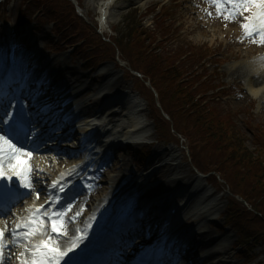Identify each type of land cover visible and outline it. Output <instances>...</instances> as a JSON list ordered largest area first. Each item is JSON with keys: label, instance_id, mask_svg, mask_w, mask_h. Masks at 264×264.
<instances>
[{"label": "rangeland", "instance_id": "374dc122", "mask_svg": "<svg viewBox=\"0 0 264 264\" xmlns=\"http://www.w3.org/2000/svg\"><path fill=\"white\" fill-rule=\"evenodd\" d=\"M2 1L0 3V11L2 12V15L9 16V20L14 23V26L17 27V23L22 22H28V20L31 17L32 13L39 12V16L41 17L43 15V11H47L46 7H43L40 5V2L32 3L27 7V9L23 6V0H0ZM123 2H127L129 5L128 8H122L120 10V7ZM142 4H138L135 0H116L114 4L109 9V12L105 19V24L102 25L99 21V9L97 5V1L95 0H83L80 4L81 8L80 11L82 12V18L86 21V23L92 21L97 22L99 24V31L101 34L108 36L110 38H113L115 36L116 30L120 29V24L123 19L124 13L131 8V7H137L140 10V15L144 21V25L150 29V36L158 37V46L161 47L162 52L164 53H170V54H176L181 48L187 49L192 48L195 49L196 53H200L198 55V58H201L202 61H197V66L199 72H210L212 73L213 79H215V83H222L224 84L222 87V90H217L215 92L210 93L208 96L209 106L211 105L212 109H214L216 112L213 114L214 119H218L220 122V127L226 126L225 123L228 125L233 124L234 126H237V129H239L242 133H244V143L248 149L252 150L257 142L255 136L258 135L263 130L261 128H264V99H256L249 95L244 87V79L243 78H237L232 77L229 74L228 69H232L231 67L238 66L244 59L250 58L255 53H258L260 50H262L263 46L260 42V37H257L256 39L248 41L245 45L249 48H252L254 50L253 53L249 54L248 56L244 57L242 53L240 52V47L238 44L231 42L232 40V34L234 32V28L236 27V20H239L240 24L243 22L242 19H240L239 15H234L232 17H229V12H219L217 8L215 7L212 2L207 1V9L206 12H204L205 15L215 14V18L213 20H210V26L216 25L215 27H218L219 33L216 35L215 39L211 41L209 38H199L196 39V36L198 33H203V31H207L208 34L211 35L210 32V26H199L195 19L191 16V12L194 10V6L191 5V2L187 1L184 3H181V0H142ZM196 3L200 7H203L205 4L203 0H195ZM64 7V6H63ZM117 13V11H119ZM230 11H232V7L228 8ZM190 16V18H189ZM202 15H198V17H201ZM213 16V17H214ZM0 18L1 15H0ZM3 19V18H2ZM8 19V18H6ZM32 19V17H31ZM163 20V21H161ZM207 17H204L202 21L205 23L207 21ZM21 21V22H19ZM53 19H48L47 17L43 16L40 20L37 21V23H33L30 25V28L32 29L33 33L31 34L33 37L40 38L38 41V46L43 49L44 54L46 53V50L51 51L50 49L59 48L62 49L63 52L58 54L51 55L52 57H60L64 59V65L66 66V69H75L80 74L86 75L84 78L88 81L91 79V77L94 76V74L97 73L98 70L94 69L92 70V67L90 66L91 62L86 58L91 56L90 50L85 49V46H82V42L79 41L82 38V34L77 33L76 29L73 27L70 23H64L62 25H54V29L52 30L53 24L51 23ZM212 21V24H211ZM161 22L164 23L165 27L161 24ZM24 26V24H20V26ZM37 26V27H35ZM37 28V29H36ZM25 30L28 29L27 27H24ZM236 29V28H235ZM84 31L86 29L84 28ZM87 32V31H86ZM240 33V32H239ZM245 32H241L240 35H244ZM210 37V36H209ZM63 39V41H61ZM249 40V39H248ZM116 43V41H115ZM66 44V45H65ZM46 45H49L46 47ZM124 48L121 50L123 54L121 55L120 52H118L120 57L123 59V61L127 62L131 67H138L140 65L139 60L135 59H129L127 56L130 53V50L132 49H139L138 45L136 43L124 42ZM185 45H187L185 47ZM62 46L65 47H72V49L75 47V49L72 52V49H66L64 50ZM111 49L116 53V49L120 50L117 45H111ZM72 52V53H71ZM206 54V55H205ZM210 55V56H208ZM121 59V60H122ZM127 59V60H126ZM203 61L208 62L210 65H203ZM145 62V61H144ZM120 64H124L122 61H120ZM148 65V64H147ZM145 65V69L147 67ZM219 67L218 70H215L216 67ZM100 69H107L109 67H112L113 70L117 72V75L122 79V85L131 86L134 90H141V95H144L146 99H149L151 102V99H153V95L149 94L146 87L148 88V82L145 84L142 83V78L140 79H131L129 77V74H124L122 70L120 69V65L114 63L113 61H110V63H103L99 65ZM102 67V68H101ZM195 67V68H196ZM183 66H180V69H182ZM147 70V69H146ZM146 70L144 72H146ZM71 76V75H70ZM151 77H155L156 81H159L160 76L156 74H151ZM144 80L145 77L143 78ZM140 83L143 85V89L137 87L136 83ZM187 84L192 87L190 84V81H187ZM139 90H138V89ZM235 91H238L239 93H235ZM140 92V91H139ZM144 93H147L145 95ZM255 101V107L253 108L252 105ZM146 103V102H145ZM202 105L203 102H202ZM147 107V105H146ZM151 111L147 107L145 114L148 119V123L151 124L148 127V138L146 141H151L152 145H144L142 141H139L135 143L131 149L129 150H121L119 154L120 159H124V167L126 169V172L123 174L125 175V180H120L118 182L119 186L123 189L130 190V188H134V183L137 174L136 169L141 171L143 169H151V167L154 164L157 163H166L168 165L161 166L159 169V176L152 177V182L154 183L156 180L158 184L163 181H168L171 179L176 180V182L179 184L188 183L189 181L193 180V177L196 175L195 169L193 167V162L187 157V144L188 141H182L183 138L177 137V134L174 132H171L172 139H165L164 136H161L159 133V129L157 126H154V123L150 121V118L154 112L155 105H152ZM158 112L161 113V110L158 109ZM232 118V119H231ZM233 120V121H232ZM165 121L168 120L165 118ZM236 125H235V124ZM247 123L254 124L252 130H250L247 127ZM167 125H170L169 122L166 123V128H168ZM255 126H260V131L256 130ZM236 129V131H238ZM168 132V131H167ZM59 133V132H56ZM56 133H52L53 137ZM48 139L45 142H49L53 140V137ZM160 139V140H158ZM163 140V141H162ZM189 143L198 141V137L188 138ZM167 141H173L172 143L177 144H167ZM182 144V146L180 145ZM184 145V146H183ZM203 143H197V146L195 145V148H192L194 152L196 150H202ZM64 149V148H61ZM140 151V153H139ZM142 151V152H141ZM205 155H206V151ZM141 153L147 154V159L144 163H141ZM139 154V155H138ZM161 154V155H160ZM75 159V158H74ZM174 160V161H173ZM195 161L198 162V159L194 160V164L198 165ZM172 163H178L181 166V171H176L172 167ZM171 166V167H170ZM208 168V167H207ZM135 171V172H134ZM117 171H109L105 175L110 178V180H104L101 179L99 182L100 186L108 187V182L112 183L116 179L115 175L117 174ZM159 180V181H158ZM105 188V194L110 192L111 187L106 189ZM170 188H161L157 189L155 192L157 194L165 193ZM208 189L210 191L213 190L211 186H208ZM148 191H145L143 193V196L147 195ZM215 195V198L218 200L215 202L217 204V208L214 209V203L206 202L205 205L202 206L201 202L196 203L195 205H189L186 207V211L191 216L189 217L188 221L191 222H201L199 223L200 231H207L208 233L222 237V240L216 244V247L220 249L221 246L227 245V235L232 236V241L235 242L237 239V235L234 233V231L228 227L224 228L222 232H217L220 225L223 223V214L226 211V198L227 193H218L213 194ZM204 203V201H203ZM238 205L245 206L243 203L237 202ZM19 206H17L18 208ZM218 210V211H217ZM204 211V213H203ZM220 212L219 217H215V213ZM92 214V211L86 212V217H89ZM242 213H239V218L244 219L246 214L241 217ZM238 218V219H239ZM214 219V220H211ZM208 223H211V226L208 227ZM247 225V230L249 233L255 232V231H261L264 227V220H257L253 219L252 217H249L247 221L245 222ZM203 226V228H202ZM197 227V228H198ZM228 231V232H227ZM226 233V234H224ZM232 242V243H233ZM234 244V243H233ZM235 246V244H234ZM261 250V247L257 249V252ZM237 252V249L234 247L230 248L229 251V258L228 261L231 262V264H245L242 260L237 258V255L235 254ZM261 259V255L259 258V262ZM257 261V258L255 259ZM215 262V261H214ZM261 263V262H260ZM250 264H256V263H250Z\"/></svg>", "mask_w": 264, "mask_h": 264}, {"label": "bare ground", "instance_id": "6f19581e", "mask_svg": "<svg viewBox=\"0 0 264 264\" xmlns=\"http://www.w3.org/2000/svg\"><path fill=\"white\" fill-rule=\"evenodd\" d=\"M95 1H97V5L99 9V14H100L99 19L101 21V24L104 25L109 9L111 8V6L114 4L116 0H95ZM135 1H137L138 4H142L141 2L142 0H135ZM150 1H153V0H150ZM187 1L189 0H181V3H184ZM127 5H129L127 2H123L120 7V10L122 8H127L128 7ZM193 6H195V4H193ZM120 10L117 11V13H119ZM256 11H258V9H254L252 12L254 13ZM202 12H203L202 10L197 9L196 11L191 13V16L195 18L197 17L198 13H202ZM213 19L214 17L210 16V20H213ZM210 20L206 23L207 25L210 24ZM211 24H212V21H211ZM215 26L216 25L210 26L211 35L208 34L207 31H203V33L197 34L196 39L209 38L211 41H213L216 35L219 33L218 27H215ZM234 30L236 31L237 29L234 28ZM234 41L236 44L239 45L240 52L242 53L244 57L253 53V49L248 48L246 45H244V43H246L245 40H240L236 38V40ZM243 45L245 46L244 48L242 47ZM261 58H264V51H260L259 53L253 55V57L244 59L238 66L231 67L232 69H228L230 76L244 79L245 89L249 95L260 98V99L264 97V61H262ZM64 64H65L64 59L59 58L57 67L55 70H53V73L54 74L62 73L58 68H63ZM39 70L40 69L37 70L36 68L33 71V74H35L36 72H39ZM70 75L72 76V79L74 80L67 79V77H69ZM9 76L12 77L14 76V74L9 72ZM60 77L66 78V81L64 82L65 86L70 87L76 83L81 82L85 84L84 86L86 89L94 90L93 102L88 103L85 106L91 107V105L93 106L95 104H102L104 108V112L108 111L107 118L110 122L107 124V126H109L110 123H117V125L116 124L113 125V128H110L111 130H107L106 134L109 135L108 138H116L117 142H124V145L127 146L128 148V147L133 146L134 144L133 142H136L137 137L140 138L139 136H143L145 134L144 133L145 130L149 131L148 130L149 125L146 124V121L144 119V117L146 116L145 111L147 107H144L142 110L135 112L136 109H134L128 97H129V94L131 93L132 96H134V98L140 99L141 103L143 101V98L138 92H135L130 85L123 86L122 79L117 75V72L113 70L112 67L104 69L99 77L97 78L92 77L89 83L85 79H83L85 78V75L80 74L75 69L65 70L64 73L60 75ZM96 86H98V91L96 90ZM119 89H123V93L116 94L115 90H119ZM46 91L47 93L52 94V91L49 88ZM54 93L55 92H53V94ZM49 97L50 99H52L51 104H54L53 102L54 98H56L57 96L51 95ZM114 102H116L117 104L121 106L120 111L118 109V113L115 112L117 111L116 108H113V109L110 108L109 110V107L112 106ZM83 106H84L83 101L80 100L77 104L74 105V108L83 107ZM45 109L46 108L41 110V114L46 115L45 117H42L40 119L42 120L43 123L40 125L38 124V126L34 129L33 133H37V131L41 128L40 127L41 125H45L46 123H48V121H54L56 119V117L53 114H48V111H46ZM41 114H38V115H41ZM69 117H70L69 113H65V117H63L62 120H65V122H67ZM62 120H60L58 124H62L63 123ZM133 132H135V134ZM49 134L50 132L47 134V136ZM95 136H96V133L92 135L91 140L85 141L81 146L88 153L91 149V146L93 145ZM130 137H132V139L126 140ZM67 152H68L67 149L62 150V151H60V149H49L47 153L44 154L41 152V150L38 149L37 154L39 158L41 159L40 164L41 163L44 164V167L38 170L43 173L42 176H46L47 174L51 176V179L49 183L47 184V187H44L42 183H38V186L40 187L41 190L45 189L49 191L50 188L48 186L51 185L52 183L58 184L60 181H68L69 177L72 178L74 177V175H77L78 172H81L84 169V167L89 163L90 156L86 155L84 158H80L77 160H70L68 157L77 155L79 152L78 151H70V153H67ZM118 164L120 167L119 171H121L124 167L123 159L119 160ZM179 167L181 169V166L178 163H176L174 164L173 169H175L176 171H180V169H178ZM182 170L183 169H181V171ZM155 174L159 176L158 175L159 173H156V172L152 175L154 176ZM101 175L105 176L104 172H101ZM40 177H41V174L40 173L37 174V169H35L33 173V177H31L29 181L31 183V181L38 180L40 179ZM107 178L108 177H106L105 179ZM176 184L177 182L174 179H171L168 181H161L157 189L168 188V187L173 188L174 186H176ZM157 189H155V191ZM104 190L105 188L103 186L97 187V191H99V193L101 191L104 192ZM74 197H72V199L68 201L67 203H70L74 199ZM166 200H167V197L164 196V197H161L157 202L158 204H162ZM81 202L84 205L86 203L85 200L82 199L80 202H76L72 206V209L76 208L77 210H79V204L81 205ZM100 205L101 203L98 204L97 207H99ZM201 205L203 207L207 206L205 205V203H201ZM215 206H214V209H216ZM104 209H106V205L104 206ZM88 223H89V220L86 219L83 223H80V226L78 227V229L79 230L83 229L85 230L86 235H89V234L91 235L93 230H90V229L86 230ZM7 224H8L7 222H4L3 226H7ZM76 230L77 228L75 226L71 227L70 236L73 238V240L71 241V244H73L76 241V238L74 237ZM142 233H143L142 231L138 230L139 236H142ZM90 235L88 237H90ZM144 237L145 238L149 237L148 231ZM219 241H220L219 238L217 239L214 238V236L208 233L207 231H200L199 233L197 232L195 238L193 237L190 239V241H186V244L190 242L189 247L184 250L185 252H187L186 253L187 259L190 260L189 264H211L209 263V261L215 258L218 259L216 261V264H228L227 258L229 255L230 246L227 245L223 247L222 249L213 248L215 243ZM127 251H129V249H127ZM199 251L201 252L205 251V252H210V253L204 254V255L196 254V252L198 253ZM221 252L224 255H226L224 261H222V258L219 257ZM183 258H185V256H183Z\"/></svg>", "mask_w": 264, "mask_h": 264}, {"label": "trees", "instance_id": "16d2710c", "mask_svg": "<svg viewBox=\"0 0 264 264\" xmlns=\"http://www.w3.org/2000/svg\"><path fill=\"white\" fill-rule=\"evenodd\" d=\"M45 2L51 6V13L53 12L55 16L58 13L56 6L65 4L64 0H45ZM138 20V12L135 9L125 14L122 20L123 27L118 31L119 37L116 42L121 50L124 48V42L128 41L131 45L136 43L139 49L130 50L127 57L139 60L140 65L137 69H143L146 59H151L152 55L147 53V37L145 32L138 28ZM140 51L143 55H140ZM154 64L156 69L161 71L163 66L159 58L154 59ZM152 72L154 70L148 73L152 74ZM165 72L167 73H156L160 76L159 81H157L158 85L154 78L151 80L155 89H159L161 94L166 95L164 102H168L166 104L168 113L171 116L176 115L179 117L180 111L177 108L190 106L193 111L192 114H184L178 122V126L188 138L198 137V141L207 139L209 142L207 146L211 145L207 148H211L213 151L209 155V164L216 169H221L225 181L233 186L236 193L241 194L245 201L251 200L248 197L255 200L252 201L253 206L261 212L264 220V148L258 147L257 150L248 151L244 146L243 137L235 131L234 127L230 125L220 127L221 121L214 119L213 114L207 115L203 110L198 109L200 103L195 95L188 90L189 88L186 89L181 82L183 79L177 68L166 66ZM184 119H187L186 124ZM261 232V234H264V228ZM243 235H245L244 231Z\"/></svg>", "mask_w": 264, "mask_h": 264}, {"label": "snow or ice", "instance_id": "6c2138e0", "mask_svg": "<svg viewBox=\"0 0 264 264\" xmlns=\"http://www.w3.org/2000/svg\"><path fill=\"white\" fill-rule=\"evenodd\" d=\"M216 4L218 13L220 12V3L217 0H213ZM227 3L232 6V11L229 12L228 16L232 17L234 15L242 14V12H249L252 9H258L251 16L246 17V22L241 25L244 29L246 35H253L254 31L260 36V42L264 43V0H227ZM211 15V13H209ZM264 61V58H261ZM5 116H8V120H0V123L7 125V127L0 128V180H7L11 182L13 177L19 179L20 184L29 189V194H31V183L28 179V168L26 165L22 164V157H31L32 153L24 151V146L21 145L17 147L16 144L12 142L9 137L19 138V131L23 126V123L28 119L26 113L21 109L14 116L8 112H5ZM27 137V133L25 134ZM7 160V168L5 167L4 161ZM58 183V182H57ZM37 198H39V193H37ZM70 208V206H69ZM39 209L36 210L39 213ZM64 213H59L55 218L51 219V230L53 233L62 232L64 229V223L61 217ZM79 215V213H77ZM44 221L38 220L37 215L33 214L28 224L25 225L27 231L23 234L25 240L30 239L32 236L37 234L38 228L43 225ZM35 225V227H33ZM19 228L20 225H17ZM80 230L77 229V232ZM13 236L17 233L13 232ZM4 232L0 230V255H2L3 242L2 238ZM84 236H78L76 241L71 247L66 251H61L59 248L53 245L51 238L47 240H42L39 244L35 245V250L33 251V259L30 264H60V261L65 257L69 256L75 248L79 246V242L83 241ZM51 245V246H50ZM21 264H28L27 261H21ZM65 264H85V262H77L72 257H69L65 261Z\"/></svg>", "mask_w": 264, "mask_h": 264}]
</instances>
